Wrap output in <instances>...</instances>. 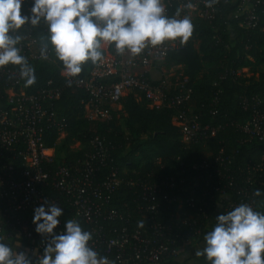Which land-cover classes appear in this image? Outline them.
<instances>
[{"label": "trees", "instance_id": "16d2710c", "mask_svg": "<svg viewBox=\"0 0 264 264\" xmlns=\"http://www.w3.org/2000/svg\"><path fill=\"white\" fill-rule=\"evenodd\" d=\"M32 4L34 0H22L21 12ZM233 9L221 5L211 23L198 19L188 43L164 60L176 68L179 76L162 86L167 98L160 107L151 106L144 95L129 91L118 100L120 109H109L107 120H89L84 103L90 94L75 81L87 78L96 64L89 60L78 76L65 78L64 65L41 23L32 25L30 34L51 48L53 60L36 61L19 53L35 70L36 83L25 87L21 66L9 63L4 67L19 77L0 79V103L8 105L4 92L8 87L25 94L48 85L59 89L61 95L53 106L57 118L66 125L63 136L52 126L43 135L45 145L54 149L52 167L80 163L93 151L91 138H104L107 157L94 180L99 183L115 171L123 183L109 194L111 207L130 213L144 226L155 220L170 228L172 234L180 233L188 239L198 237L215 214L224 213L229 202L248 203L264 214V143L242 129L254 109L264 110V9L258 25L251 29L239 25L240 17H231ZM26 34L20 31L18 36L24 39ZM149 77L154 86H159L160 80ZM184 78L187 81L180 88ZM177 95L184 96L182 102L168 105L167 99ZM181 112L195 119L201 128L188 141L174 123ZM18 149L17 145L12 150L0 149V162L14 160L20 171L22 162L14 157ZM153 184L158 187L154 194L158 207L151 213L145 210L149 203L143 188ZM257 189L260 195H255ZM44 191L62 204L61 220L71 216L70 207L58 191L50 186ZM79 225L84 231L89 229L83 222ZM97 254L98 258H108L102 249ZM164 264L180 262L175 259Z\"/></svg>", "mask_w": 264, "mask_h": 264}, {"label": "built area", "instance_id": "2783aa9c", "mask_svg": "<svg viewBox=\"0 0 264 264\" xmlns=\"http://www.w3.org/2000/svg\"><path fill=\"white\" fill-rule=\"evenodd\" d=\"M162 3L167 17H188L194 27L198 19L211 23L219 14L221 5H228L234 7L231 17L241 18L240 26L255 28L264 9V0H215L212 7L206 6V0H162ZM188 3L194 7L187 8ZM33 6L26 7L22 15L30 18ZM39 23L43 24V32L50 35L43 18ZM31 27L29 19L19 30H11L9 35L16 37L20 31L27 32L24 39L19 36L20 42L16 47L20 53H26L32 60L51 62V48L39 37L30 34ZM184 46H181L179 39L166 40L157 46L149 44L133 57L127 50L123 55L117 54L114 43L104 44L101 48L103 59L96 63L87 78L75 81L76 86L90 94L84 103L86 117L89 120H107L111 106L118 104V100L129 91L144 95L151 106L163 105L167 98L162 90L165 84H152L149 79L151 66L164 61ZM62 75L68 80L72 79L66 75L65 69ZM18 77L17 72L0 67V79ZM186 81L184 78L180 88ZM4 92L8 105L0 103V149L12 150L14 146H19L14 157L21 160L22 169H16L14 160L0 162V243L11 247L14 253L23 252L31 264H38L52 236L36 233L34 208L47 202L63 210L60 201L44 191L45 186H50L62 195L71 210V216L65 221L58 218L60 223L54 229V234H63L68 220L85 223L89 226L86 231L92 236L88 247L96 253L102 249L110 264H164L177 259L179 248L194 238L183 239L180 233L172 234L170 228L155 220L140 227L139 221L130 213L111 207L109 194L123 183L115 171L99 183L95 182V176L107 157L108 144L104 138H91L93 151L87 153L80 163L74 166L56 164L52 167L55 164L54 149L45 145L43 135L44 130L52 126L63 136L66 125L57 118L53 106L61 95L59 89L48 85L32 94H25L23 90L16 92L13 87H8ZM183 99L184 96L177 95L168 98L167 103L176 105ZM174 123L182 130L185 141L201 129L195 119L184 112L175 118ZM242 129L264 143V110L254 109ZM125 183L132 184L131 181ZM143 190L144 199L149 203L145 210L155 212L158 207L154 203L157 185H146ZM164 198L168 199L166 196ZM192 202L189 199L190 205ZM240 204L250 206L245 202H229L223 214ZM142 208L139 205L138 211ZM28 214L32 217L26 216ZM21 240L27 245L18 242Z\"/></svg>", "mask_w": 264, "mask_h": 264}, {"label": "clouds", "instance_id": "9594fccd", "mask_svg": "<svg viewBox=\"0 0 264 264\" xmlns=\"http://www.w3.org/2000/svg\"><path fill=\"white\" fill-rule=\"evenodd\" d=\"M215 0H206L212 7ZM22 0H0V67L9 63L21 66L25 87L36 83L35 70L28 66L16 45L20 37L9 35L26 22L48 24L50 40L68 77L82 72V65L103 59L104 44H115L116 52L127 50L133 57L149 44L166 40L188 43L194 26L188 17L169 18L162 0H34L33 15H22ZM187 8H193L191 3ZM179 15V10L177 11ZM69 86H71L69 82ZM257 189L255 195H260ZM63 210L55 204L34 208L33 224L40 235H51L38 264H109L107 257L88 247L91 233L83 231L75 220H68L63 234H54ZM215 227L204 236L206 247L196 255L206 256L210 264H264V214L240 204L216 217ZM143 227V221L139 223ZM54 254V255H53ZM0 264H31L23 252L0 243Z\"/></svg>", "mask_w": 264, "mask_h": 264}, {"label": "crops", "instance_id": "0c3cea01", "mask_svg": "<svg viewBox=\"0 0 264 264\" xmlns=\"http://www.w3.org/2000/svg\"><path fill=\"white\" fill-rule=\"evenodd\" d=\"M111 107L113 109H120V105L117 103H114ZM216 216V214L213 216V218L208 223V227L202 231L198 237L179 248L177 260L180 262V264H210L206 256H197L196 252L198 250L203 251V249L206 247L204 236L207 232L214 228L213 225L216 220ZM17 247H19V245H17Z\"/></svg>", "mask_w": 264, "mask_h": 264}, {"label": "rangeland", "instance_id": "374dc122", "mask_svg": "<svg viewBox=\"0 0 264 264\" xmlns=\"http://www.w3.org/2000/svg\"><path fill=\"white\" fill-rule=\"evenodd\" d=\"M150 71L152 72L151 76L154 80H160L161 82H164L165 85H169L173 77L177 78L179 76L176 68L170 65L167 61L153 63ZM76 145L73 146L76 147Z\"/></svg>", "mask_w": 264, "mask_h": 264}]
</instances>
